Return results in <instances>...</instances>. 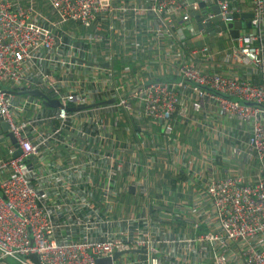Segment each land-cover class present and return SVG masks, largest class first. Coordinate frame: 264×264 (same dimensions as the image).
<instances>
[{"label": "built area", "instance_id": "obj_1", "mask_svg": "<svg viewBox=\"0 0 264 264\" xmlns=\"http://www.w3.org/2000/svg\"><path fill=\"white\" fill-rule=\"evenodd\" d=\"M132 1L0 0V116L17 140L8 150L9 157L0 161V261L98 264V258H113L116 252H124L113 258L112 264H181L187 260L182 256L187 251L197 259L207 256L202 263L209 259L213 264H264V0H252V27L257 33H241L233 38L238 46L227 48L238 63L251 69L248 77L203 73L182 59L189 38L207 29L218 14L217 26L240 19L244 13L237 4L240 0ZM200 2L206 4V12L199 14L201 30L192 24V9ZM214 5L219 6V13L212 10ZM148 17L151 23L145 25ZM130 20L134 26H146L160 53H164L160 47L166 41L170 49H179L166 55L170 57V73L186 81H158V73L150 70L146 81L129 95L121 92L120 85L101 93L66 90L68 79L76 78L80 69L113 75V62L123 57L122 50L113 44L135 36L134 26L127 27ZM67 23L73 24L71 37L64 27ZM105 24L109 34L102 31ZM78 26L91 31L82 34ZM217 33L223 35L225 31ZM192 46V53L198 57L206 58L211 52L210 45ZM100 53L102 63L92 59ZM163 58L165 61V55ZM36 88L60 101L48 118H24L32 105L33 109L41 108L42 100L10 92ZM17 96H26V102H17ZM110 99L115 102L108 105L141 112L163 125L169 151L174 143V114L194 121L198 115L209 116L216 110L227 121L214 126L211 137L193 150L200 156V164L188 166L203 197L193 210L197 212L205 205L211 208L213 226L209 231L199 233L198 224L192 231H169L144 209L119 213L114 208L116 192L111 186L97 197V189L90 188L88 179L83 181L97 169L102 156L114 159L112 150L103 154L98 149L111 132L83 145L59 135L68 129V121L76 113L69 110L70 106ZM18 118L23 122L18 124ZM42 120L48 126L59 120L61 126L45 133L38 129ZM107 128L94 124V129L105 132ZM50 142L73 149L75 158L41 159ZM18 149L21 154L14 156ZM216 156L226 161L218 165ZM230 157L240 164L236 172H228L223 166ZM103 174L111 180L114 171L103 170ZM143 255L145 259L140 257Z\"/></svg>", "mask_w": 264, "mask_h": 264}, {"label": "crops", "instance_id": "obj_2", "mask_svg": "<svg viewBox=\"0 0 264 264\" xmlns=\"http://www.w3.org/2000/svg\"><path fill=\"white\" fill-rule=\"evenodd\" d=\"M115 1L118 3H122L123 1L133 3L132 0ZM135 1L142 3L144 0ZM237 4L243 8L244 13L254 14L252 0H240V4ZM203 8L199 6L192 9V12H194L192 24L197 25V29L199 27L195 17L205 11ZM150 23L151 17L144 20L145 25ZM119 24L121 25L120 21ZM145 25L134 26L130 20L127 27L134 26V38L125 41V43L124 41L115 42L119 43L118 49L123 52V58L126 62L125 66L131 64V68L128 67L129 69L125 71V66L119 64V60H115L111 66L113 75L105 71L98 75L94 69H80L76 78L68 79L65 89L69 92L84 90L85 93L92 91H99L101 93V91L111 92L114 87L120 85L122 86L121 92L124 95H129L136 87H139L146 81L144 79L149 77L150 70L158 73V81H186L180 78L179 75L170 73L172 66L168 62L170 57L166 55L167 51L169 53L178 52L179 49L176 47L170 49L168 41H166L167 44L164 47H160L164 53H160L155 47L152 34L145 30ZM103 26L102 31L105 34H109L107 25ZM219 26L215 25L214 30L212 29L211 32H206L209 30L205 28L204 31L196 33V36L190 37L188 45L186 44L184 49L185 54L182 59L195 65L203 73H221L230 76L248 77L250 75L249 70L251 69L238 63L232 56L233 51L227 49L231 44L237 47V41L233 38L227 39L226 32L223 35H219L217 33ZM64 27L66 28L67 35L71 37L73 24L67 23ZM252 28H247V33L248 30L253 32ZM80 31L84 34L91 30L80 27ZM240 32L243 33L242 29ZM223 39H225V42H223V47H221L218 41ZM191 40L199 42V46L210 45V54L206 58L195 56L192 53L193 46L190 44ZM137 43H139V46ZM101 58L103 56L100 53L97 56H93L92 59L99 62ZM128 76L133 78L128 80ZM138 76L141 77L135 78ZM253 79L257 81L256 76ZM4 87L9 88V85H4ZM25 97L17 96L16 101L19 103L26 102ZM32 106L27 109L24 118H30L35 115L48 118L55 111V108L46 106L43 100L41 108L33 109ZM75 112L68 121V129L62 130L59 137L74 140L83 145L87 142H95V136L97 135L106 137L105 133L111 132L110 138L99 143L98 149L103 154L112 150L114 152V159L108 160L105 156H102L97 169L89 172L87 174L88 177H83V181L86 179H88V182L90 181V188L94 186L97 189V197L102 195L105 188L111 186L116 192L114 208L117 212L127 214L134 209H144L162 228L175 233H178L182 229L192 231L193 226L196 224L199 225L198 232H207L212 228L213 219L211 217L210 206L205 205L197 212L193 210L194 205L198 207L201 204L203 197L195 185L193 175L189 173L188 166L192 163L195 165L200 164V156L197 153L195 154L193 150L199 149L204 140L211 137L214 126L227 122L218 116L216 110L211 111L209 116L208 114L198 115V118L194 121H191L189 118H176L174 114L175 132L173 135L174 143L171 145L173 149L171 151H169L170 145L167 147L163 125L143 117L141 112L124 111L113 105L97 106ZM192 114L193 111L190 109L189 115ZM115 121H118L117 126H114ZM22 122V119H17L18 124ZM95 123L107 125V131L94 129ZM60 126L61 121L59 120H54L52 126H48L42 120L38 125V129L47 133L48 130L58 129ZM4 135L3 133L0 136V140ZM12 146L13 143L9 137L5 141H0V161L9 157L8 150ZM74 152L73 149L65 148L58 142H50L42 150L41 159H45L46 161H54L58 158L68 160L72 159ZM103 154L97 153V155ZM76 161L79 162L80 159L77 158ZM225 161V158L219 159L216 156L215 162L218 165L223 164ZM66 162L70 163L69 161ZM119 163H122V166ZM223 166H225V169H228V172H236L240 164L236 165L235 159L230 157V160ZM107 169L114 171V176L111 180L107 179L103 174V170L106 171ZM83 171H86V167H83ZM220 173H224V171L221 170ZM73 178L77 180L75 172ZM131 186H134L132 192L130 191ZM163 215L170 217L167 218ZM182 256L187 257V260L181 264H213L209 259H206L202 263L207 256L197 259L187 251H184ZM0 264L10 263L8 260H2Z\"/></svg>", "mask_w": 264, "mask_h": 264}, {"label": "water", "instance_id": "obj_3", "mask_svg": "<svg viewBox=\"0 0 264 264\" xmlns=\"http://www.w3.org/2000/svg\"><path fill=\"white\" fill-rule=\"evenodd\" d=\"M191 3H193L195 0H189ZM199 5L201 7H206V4L204 2H200ZM212 10L215 11L216 13L220 12L219 6L214 5L212 7ZM206 11H204L203 13H205ZM219 17L220 15L218 14L217 17H215L212 22L208 23V29L209 31L206 32H211V30H214V25L217 24L219 22ZM242 19L240 20H236L234 22L228 23L227 25L224 22L219 23L220 26L219 28H217V31H225L226 32V38H236L238 36H240L241 32L240 30L242 29L243 33L247 32V28H252L253 23H252V19L254 18V14L253 13H242L241 14ZM196 21L198 23V27L201 30L203 28V25L201 24V17L200 15H196ZM247 20V21H246ZM253 29V33H257L256 29ZM216 31V30H215ZM106 66H108V64H105ZM10 92H12L13 94L16 95H32L35 97H38L40 99L43 100L44 104L48 107H53V108H57L60 105V101L59 99H55V98H51L47 93L41 91L40 89H25L22 91H18V90H10ZM115 102V99H110V100H104L101 102H97L95 104H90L87 106H70L69 110L70 111H80L86 108H90V107H95V106H101V105H108V104H112ZM5 134L4 137L0 140V141H5V139L7 137H9L11 139V142L13 144L17 145V140L14 136V134L10 131V125L8 124V122L4 119L3 116H0V135ZM21 154V150L18 149L15 153L14 156H18ZM134 189L133 187H130V191L132 192ZM167 218H169L170 216L167 215H163ZM124 252H116L114 255V259H117L121 254H123ZM142 259H145V255L140 256ZM113 258H98L97 259V263L98 264H112V260Z\"/></svg>", "mask_w": 264, "mask_h": 264}, {"label": "trees", "instance_id": "obj_4", "mask_svg": "<svg viewBox=\"0 0 264 264\" xmlns=\"http://www.w3.org/2000/svg\"><path fill=\"white\" fill-rule=\"evenodd\" d=\"M118 40H116L115 42H117ZM223 42H225V39H223L222 40ZM190 44H192V45H194V47H198L199 46V42H197V41H194V40H191L190 41ZM118 45H119V43H115L114 44V47L116 48V49H118ZM103 58H101L99 61H100V63H102L103 61ZM119 64H121L122 66H125L126 65V62L124 61V58L122 57V58H120L119 59ZM131 64H128V66H130ZM115 68L116 69H118L116 66H115ZM256 76V75H255ZM256 78H257V76H256ZM173 79V78H172ZM199 233H204V232H199ZM15 264H19V263H15Z\"/></svg>", "mask_w": 264, "mask_h": 264}, {"label": "rangeland", "instance_id": "obj_5", "mask_svg": "<svg viewBox=\"0 0 264 264\" xmlns=\"http://www.w3.org/2000/svg\"><path fill=\"white\" fill-rule=\"evenodd\" d=\"M76 29H78L79 31H80V26H78V28H76ZM220 44H221V47H223V41L222 40H220V41H218ZM177 247H178V244H177ZM32 258H36V256L35 255H32ZM8 262L10 263V264H15L12 260H10V259H8Z\"/></svg>", "mask_w": 264, "mask_h": 264}]
</instances>
